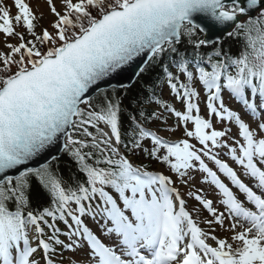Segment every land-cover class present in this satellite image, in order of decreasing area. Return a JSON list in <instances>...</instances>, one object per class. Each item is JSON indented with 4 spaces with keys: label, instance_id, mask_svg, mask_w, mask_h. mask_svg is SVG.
<instances>
[{
    "label": "snow or ice",
    "instance_id": "6c2138e0",
    "mask_svg": "<svg viewBox=\"0 0 264 264\" xmlns=\"http://www.w3.org/2000/svg\"><path fill=\"white\" fill-rule=\"evenodd\" d=\"M15 6L0 264H264V0Z\"/></svg>",
    "mask_w": 264,
    "mask_h": 264
},
{
    "label": "rangeland",
    "instance_id": "374dc122",
    "mask_svg": "<svg viewBox=\"0 0 264 264\" xmlns=\"http://www.w3.org/2000/svg\"><path fill=\"white\" fill-rule=\"evenodd\" d=\"M26 2L30 5L32 13L39 19L40 26L37 29L38 34H41L43 29H48L50 33L53 32L54 30L52 28V24L56 20V17L52 13L51 8L55 6L57 11L63 13V0H52V5H49L48 0H26ZM0 9L8 11L13 19L17 15L18 11L15 6V0H1ZM14 28L16 32L22 34L25 38V34L28 32L23 31L24 29L22 27V23L21 27L14 24ZM25 39L28 41L29 39H32V37L28 33ZM6 43L18 45L20 41L15 36L8 38L3 33H0V51H7Z\"/></svg>",
    "mask_w": 264,
    "mask_h": 264
},
{
    "label": "trees",
    "instance_id": "16d2710c",
    "mask_svg": "<svg viewBox=\"0 0 264 264\" xmlns=\"http://www.w3.org/2000/svg\"><path fill=\"white\" fill-rule=\"evenodd\" d=\"M234 47H238V45L234 46ZM62 159L64 160V162L62 163V168L67 171L68 168L71 166V161L70 160H67L66 158H63Z\"/></svg>",
    "mask_w": 264,
    "mask_h": 264
},
{
    "label": "water",
    "instance_id": "95a60500",
    "mask_svg": "<svg viewBox=\"0 0 264 264\" xmlns=\"http://www.w3.org/2000/svg\"><path fill=\"white\" fill-rule=\"evenodd\" d=\"M113 82H116V81H113Z\"/></svg>",
    "mask_w": 264,
    "mask_h": 264
}]
</instances>
